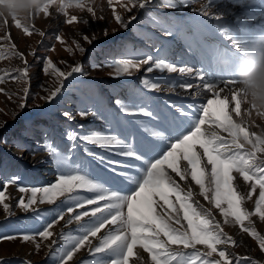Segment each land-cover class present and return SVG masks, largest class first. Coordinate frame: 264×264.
Masks as SVG:
<instances>
[{
	"label": "snow or ice",
	"instance_id": "6c2138e0",
	"mask_svg": "<svg viewBox=\"0 0 264 264\" xmlns=\"http://www.w3.org/2000/svg\"><path fill=\"white\" fill-rule=\"evenodd\" d=\"M232 2L242 9L241 13L210 10L214 0L193 9L205 19L199 21L192 35L183 34L185 30L175 22L151 17L152 26L164 35L181 33L188 51L193 55L199 54L200 68L178 66L159 58L160 50L153 53L136 50L108 64H92L93 70L112 69L109 72L112 78L133 77L141 70L146 74L166 71L194 75L197 85L185 82L179 87L185 91L195 87L196 91L189 93L194 98L204 93H209L210 97L198 108L190 105L186 110L184 106L173 103L168 107L174 112H162L149 110L143 94L132 91L126 99L114 101L119 111L105 117L108 125L105 131L91 130L83 134L81 131H68L65 139L71 147L67 152L45 140L43 150L53 160L59 174L54 182L46 186L18 187V191L26 195L19 197L16 207L22 212L36 214L39 205H52L55 218L46 222L42 230L22 234L20 239L33 242L37 251L42 242H47L48 255L55 256L57 264H239L250 258L230 251L237 246V240L224 230L223 225L234 224L251 237L260 252L264 253V234L257 229L253 219L264 222V130L259 133L250 130V121L254 123L251 120L254 106L242 107L245 103L240 95V81L233 71L237 59L248 50L252 37L264 33V0H260L259 5L252 0ZM153 3L154 0H106L112 18L121 29H127L138 19L136 13L147 12ZM118 7L129 13L127 19L117 11ZM162 7L176 9L178 5L164 0ZM257 7L261 22L251 30L237 34L221 23L229 14L241 23L242 17L254 15L252 9ZM50 9L62 16L63 23L67 25L89 23L88 19L70 14L69 10L86 12L93 20L105 19L103 15L97 16V9L103 11L98 0H42L27 21L11 18V22L26 36L37 32L43 37L45 33L35 28L31 21L41 13L45 18L52 16ZM2 21L7 28L8 18ZM116 31L112 29V34ZM217 33L226 38L233 51L222 50L209 43ZM109 34L105 28L103 35L107 37ZM97 38L95 34L91 37L82 34L83 41L88 45H92ZM0 40L8 41V44L0 43V59L13 56L23 62V67L16 70L18 76L7 74L25 84L23 98L18 105L23 110L28 106L25 101L30 92L29 62L23 52L17 51L10 32H6ZM55 40L65 43L64 37L59 34ZM72 45L74 48H65L70 54L79 52L83 55L87 51L79 40L73 39ZM50 50L54 51L55 46ZM28 54L37 61L42 60V72L54 79L55 86L51 89L42 85L47 92V95L39 97L43 101H54L65 86L76 79L77 74L85 75V68L79 61L68 64L61 60L60 63L66 65L65 70L48 56H36L35 49ZM225 76L228 78L224 79ZM4 79L0 76V81ZM141 83L149 91L162 90L160 83L150 82L146 77ZM225 89L230 93V100L227 95H222ZM173 90L174 86L168 88V91ZM98 111L81 109L77 115L81 119L95 117ZM255 112L264 118V111ZM18 115L13 113V119ZM61 115L70 121L76 119L70 111ZM125 116L148 119L136 120L135 128H132ZM6 126L7 122L0 123V128ZM78 128L82 130L83 125H78ZM137 130H142L138 141ZM130 135L132 141L129 140ZM77 141L125 158L108 159L96 151L84 149L87 156L104 166L112 177L111 181L93 175L91 163L76 155ZM163 141L168 143L161 147ZM16 146L25 147L19 142ZM20 158L23 159V153ZM19 179L18 176L5 179L0 190V206L8 216L13 213L7 202L10 200L7 192L10 185H18ZM193 185L198 187V193L193 191ZM242 187L247 188L246 193L241 191ZM257 190L254 206L249 210L246 202L253 200ZM81 193L92 196L89 198ZM197 195L209 207L196 199ZM214 210L219 212L223 223L217 219ZM61 221L67 225L75 222L77 234H65L63 230L54 232L53 229ZM57 237L63 241L60 248H56ZM141 250L147 253V259ZM82 251L87 253L89 261L78 259ZM26 264H31V261ZM251 264L261 262L251 260Z\"/></svg>",
	"mask_w": 264,
	"mask_h": 264
},
{
	"label": "rangeland",
	"instance_id": "374dc122",
	"mask_svg": "<svg viewBox=\"0 0 264 264\" xmlns=\"http://www.w3.org/2000/svg\"><path fill=\"white\" fill-rule=\"evenodd\" d=\"M103 7V11L97 9V16L103 15L104 20H93L86 12L81 13L75 10H69L70 14L82 16L88 19L87 25L73 24L67 25L63 23V17L55 13L54 9H50L52 16L45 18L41 13L32 19L31 23L35 28L43 31L45 35L41 37L37 32H33L31 36L23 34L22 30L16 29L8 18L9 23L7 28L3 26V21L0 20V37L6 32H10L12 43L17 46V51L23 52L25 58L29 62V87L30 92L25 103L28 105L23 110L19 109L18 105L23 98V87L25 84L21 80H13L7 74L18 76L16 71L23 67V62L18 57L7 56L0 59V76L5 79L0 81V123L7 122V126L0 128V190L3 187V181L12 176H18L20 179L18 185H10L7 195L12 207V215L8 216L0 206V264H26L31 261V264H57L55 256L48 255L49 249L46 247L47 242H42L39 251L35 249L33 242H25L20 239L22 234H34L38 230H42V226L46 222L54 219V211L52 205H39L38 213L22 212L16 207V202L21 195H26L18 191V187H42L54 182L59 174L53 160L47 156L43 150L45 140L53 142L54 146L58 145L60 149L67 152L71 147L70 142L65 139L66 133L71 130L87 133L91 130L105 131L108 127L105 117L112 112H118V108L114 101L116 99H126L132 91H137L143 94L146 105L149 110L158 109L162 112L172 111L169 109L170 104L182 105L186 110L189 106L198 108L201 104L206 103L210 97L209 93H204L199 97H193L189 93L196 91V88L185 91L179 87L181 83L198 84L194 75L177 73H161L154 71L153 73H145L143 70L136 73L133 77L112 78L109 76L110 68L93 70L92 64H108L114 59L122 58L127 54H131L136 50H143L148 53H153L160 50V57L168 62L176 63L178 66H187L193 69L202 67L200 56L197 53L193 55L185 47L184 40L181 38V33L174 32L173 35H164L157 31L152 26L151 17L156 16L158 19H164L169 22H175L185 30L183 34L192 35L199 26V21L203 20L193 9H199L209 0H171L172 3L178 5L176 9H168L162 7L164 0H154V3L149 7L147 12L136 13L138 19L131 23L127 29H121L111 16V9L107 7L106 0H98ZM252 3L259 5L260 0H252ZM213 11L226 10L228 13H241L242 9L235 6L232 0H214L211 6ZM124 19H127L129 13L123 9L117 8ZM254 15L243 16L242 22L237 23L234 17L226 15L221 23L228 26L232 31L241 34L243 31L255 28L261 21L258 19L259 8L252 9ZM216 23L215 21H209ZM109 31V35H103L104 29ZM112 29H117L115 34H112ZM59 34L64 37L65 43L61 44L55 40V36ZM82 34L91 37L95 34L98 38L92 45H88L82 39ZM79 40L86 47L87 51L81 55L79 52L68 53L65 48L73 47L72 40ZM0 43L8 44L6 40H0ZM211 44L219 46L222 50L233 51L230 43L225 37L217 33L216 37L209 41ZM55 46V50L50 49ZM33 49L36 50V56L50 57L57 66L66 70V65L60 61H67L68 64H73L79 61L85 68V75L77 74L76 79L70 85H66L63 92L52 102H46L39 97L47 95L42 85L51 89L54 87V79L50 76H45L42 72V60L37 61L34 56L28 53ZM149 79L150 82L161 84L160 91H149L144 88L141 83L143 78ZM227 79L228 77H223ZM170 86H174L173 91H168ZM224 87V85H221ZM222 95H227L231 99L230 93L225 89ZM35 105H39L36 107ZM234 106V105H231ZM242 107H249L242 105ZM81 109L89 111H97V116H89L81 119L77 112ZM70 111L76 117L75 121H70L64 118L61 113ZM13 113L19 115L14 120ZM103 113V115H101ZM234 115V114H233ZM235 118V116H234ZM129 121V127L135 128L136 120L146 121L144 117H124ZM252 121H250V130L257 133L264 130V118L252 112ZM78 125H83V129H79ZM142 135V130L136 131V140L138 141ZM129 140L133 137L130 135ZM25 145L24 148L17 147V143ZM76 155L79 158L87 160L91 163L92 173L101 179L112 180L110 174L106 171L103 165L92 160L87 156L84 149L88 148L96 151L99 155H103L108 159L124 160L125 158L116 156L111 152L98 149L95 145L84 144L80 141ZM161 143V142H158ZM168 141H163L161 147H164ZM23 153V159L20 158ZM98 163V164H95ZM243 181L241 180V185ZM187 188V185H184ZM193 191L198 193V187L193 185ZM241 191H247V188L242 187ZM81 195L91 198L90 193H81ZM253 200L246 202V207L251 210L254 206ZM202 204L209 207L202 197L196 196ZM218 220L223 223V218L219 212L214 210ZM256 227L264 234V222L253 218ZM224 230L232 235L237 240V246L230 248V251L238 254L241 257H249L250 259L242 260L239 264H251V260L260 261L264 264V253L260 252L258 245L246 233H242L239 226L234 224L223 225ZM61 230L65 234H77V224L74 222L67 225L65 221H61L53 231L59 233ZM4 237H15V239H4ZM96 243V241H94ZM63 246V241L57 237L56 248ZM142 252V250H141ZM143 253V252H142ZM144 258L147 259V253H144ZM78 259L81 262L89 261L86 252L82 251Z\"/></svg>",
	"mask_w": 264,
	"mask_h": 264
},
{
	"label": "clouds",
	"instance_id": "9594fccd",
	"mask_svg": "<svg viewBox=\"0 0 264 264\" xmlns=\"http://www.w3.org/2000/svg\"><path fill=\"white\" fill-rule=\"evenodd\" d=\"M42 0H0V20L27 21ZM233 71L240 81V95L257 112L264 111V33L252 37L248 50L235 62Z\"/></svg>",
	"mask_w": 264,
	"mask_h": 264
},
{
	"label": "bare ground",
	"instance_id": "6f19581e",
	"mask_svg": "<svg viewBox=\"0 0 264 264\" xmlns=\"http://www.w3.org/2000/svg\"><path fill=\"white\" fill-rule=\"evenodd\" d=\"M239 182H240V184H241V180H240ZM142 255H143V257L145 256V254H144V253H142Z\"/></svg>",
	"mask_w": 264,
	"mask_h": 264
}]
</instances>
